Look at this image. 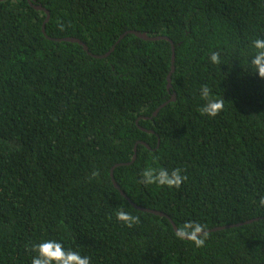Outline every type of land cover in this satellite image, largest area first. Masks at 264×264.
I'll list each match as a JSON object with an SVG mask.
<instances>
[{
	"label": "trees",
	"instance_id": "obj_1",
	"mask_svg": "<svg viewBox=\"0 0 264 264\" xmlns=\"http://www.w3.org/2000/svg\"><path fill=\"white\" fill-rule=\"evenodd\" d=\"M257 37L264 0H0V264H31L49 239L90 264H264ZM202 85L225 100L215 117L198 111ZM146 167L187 180L145 186ZM170 220L206 225L205 246Z\"/></svg>",
	"mask_w": 264,
	"mask_h": 264
},
{
	"label": "clouds",
	"instance_id": "obj_2",
	"mask_svg": "<svg viewBox=\"0 0 264 264\" xmlns=\"http://www.w3.org/2000/svg\"><path fill=\"white\" fill-rule=\"evenodd\" d=\"M61 31L64 30L62 23L58 22ZM250 47L254 50L250 65L260 78H264V39L254 38L251 40ZM209 60L213 64H220V53L213 51L209 55ZM200 99L204 101L198 109L201 115L215 117L224 109L225 100L215 98L211 89L207 85L200 88ZM155 159V157H154ZM100 172L93 169L88 176V180L99 181ZM187 180V176L182 174L181 168H174L169 172L167 169L146 167L140 173L139 183L147 185H156L157 187L179 188ZM259 206L264 207V196L258 201ZM117 221L122 222L126 227L132 228L140 224V217L124 211L122 208L115 213ZM175 235L179 239L189 240L195 247L205 246L209 233L206 231V225L196 221H188L177 227ZM28 251L35 253L31 259V264H90L87 256H82L79 252L71 249H65L64 245L54 239L44 240L40 243H34Z\"/></svg>",
	"mask_w": 264,
	"mask_h": 264
},
{
	"label": "water",
	"instance_id": "obj_3",
	"mask_svg": "<svg viewBox=\"0 0 264 264\" xmlns=\"http://www.w3.org/2000/svg\"><path fill=\"white\" fill-rule=\"evenodd\" d=\"M38 9H40V7H38ZM48 13V11H46V14ZM42 30H43V26H42ZM133 33L134 35H136L137 37H139V38H142V39H146V40H156V39H158V38H166L165 36H162V35H149L148 33H146V32H144V31H137V30H127L126 32H124L123 34H121L120 36H119V39L120 38H122L126 33ZM168 39V38H167ZM57 40H66V41H77V42H80L82 45H83V48L85 49V50H87V47H86V45L84 44V43H82L81 41H79V40H77V39H75V38H63V39H57ZM170 45H171V51H172V53H171V60H170V62H171V65H170V70H169V72H168V74H167V78H166V80H167V84H166V87L167 88H170L171 87V84H170V74H171V72L173 71V69H174V63H173V61H174V47H173V43H172V41H170ZM113 49V46L110 48V50L109 51H111ZM109 51L107 52V53H109ZM106 53V54H107ZM94 56H97V57H100V55H94ZM175 99V92H172V94H171V96H170V98H169V100H174ZM141 143H143V142H141ZM136 145H134V150L136 149V147H135ZM134 156L135 155H133L132 156V158L130 159V161H132L133 159H134ZM119 164H115L114 166H112L111 168H110V176H111V181H112V183H113V185L117 188V189H119L120 190V188L118 187V185H117V183L115 182V180H114V178H113V175H112V170H113V168L115 167V166H118ZM120 193L121 194H123L124 195V193L122 192V191H120ZM138 207V206H137ZM138 208H140V209H143V208H141V207H138ZM151 211H153L154 213H156V214H158V215H163L164 216V213H162V212H160V211H154V210H151ZM170 222H171V224H172V226H173V229L176 231V226H175V224L170 220Z\"/></svg>",
	"mask_w": 264,
	"mask_h": 264
}]
</instances>
